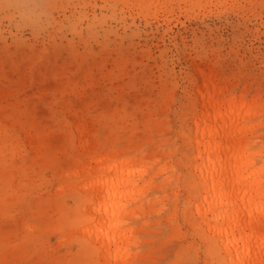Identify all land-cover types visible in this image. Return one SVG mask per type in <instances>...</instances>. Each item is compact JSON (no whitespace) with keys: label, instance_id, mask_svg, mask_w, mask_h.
I'll use <instances>...</instances> for the list:
<instances>
[{"label":"rangeland","instance_id":"374dc122","mask_svg":"<svg viewBox=\"0 0 264 264\" xmlns=\"http://www.w3.org/2000/svg\"><path fill=\"white\" fill-rule=\"evenodd\" d=\"M206 84L264 164V0H0V264H228L194 207ZM100 178L132 181L108 250Z\"/></svg>","mask_w":264,"mask_h":264},{"label":"bare ground","instance_id":"6f19581e","mask_svg":"<svg viewBox=\"0 0 264 264\" xmlns=\"http://www.w3.org/2000/svg\"><path fill=\"white\" fill-rule=\"evenodd\" d=\"M210 87L206 84V93L200 95L203 106L211 112L205 110L192 129L195 160L192 171L200 189L194 207L207 231L217 237L228 264H253L262 258L260 245L264 244V228L260 227V220L264 216V203L260 199L264 197V189H260L259 181L249 180L257 170L246 172L245 169L263 170L264 164L255 166L252 154L247 152L246 133L252 127L245 124L252 106L235 99L217 100L214 91H208ZM122 167V164H113L103 169L109 173ZM131 183L130 179L109 178L91 183V194L95 196L91 217L98 215L99 218L94 227L84 232L95 228L94 237H101L102 246H107V250L117 242L111 232V227L117 224L104 226L105 221L108 223L110 214L122 212L124 207L114 201L116 188Z\"/></svg>","mask_w":264,"mask_h":264}]
</instances>
